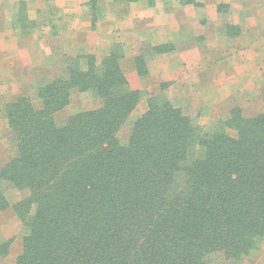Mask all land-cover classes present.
I'll return each mask as SVG.
<instances>
[{
	"label": "trees",
	"instance_id": "16d2710c",
	"mask_svg": "<svg viewBox=\"0 0 264 264\" xmlns=\"http://www.w3.org/2000/svg\"><path fill=\"white\" fill-rule=\"evenodd\" d=\"M102 1H89L94 16ZM124 59L120 45L101 61L80 54L37 88L40 108L27 95L4 105L14 151L0 166V211L11 209L28 230L16 264L248 263L264 243V113L246 118L237 107L204 131L156 95L122 141L143 99ZM134 61L147 75L145 57ZM74 90L102 105L59 123ZM7 187L24 197L10 204ZM10 246L0 245L1 258Z\"/></svg>",
	"mask_w": 264,
	"mask_h": 264
},
{
	"label": "crops",
	"instance_id": "0c3cea01",
	"mask_svg": "<svg viewBox=\"0 0 264 264\" xmlns=\"http://www.w3.org/2000/svg\"><path fill=\"white\" fill-rule=\"evenodd\" d=\"M21 1L28 3L25 30L17 26V13ZM198 1L202 3L204 0ZM88 2L89 0H55L53 2L48 0H0L1 73H13L15 64L19 63L18 57L24 59L22 60L24 67H29L31 62L27 61L26 56L37 57V50L40 51L42 57L45 56L43 53L45 51L53 57L59 55L55 52L57 49L55 46L60 48L63 35L67 31L80 35L81 50L89 54H96L99 49H104L106 52L104 54H108L115 43H121L124 46L126 57L134 58L140 55L146 42L154 46L172 43L176 47L174 53L159 55L148 63L149 77L153 79L156 77L157 81L172 84L170 90L182 89V92L179 91L182 94L179 95L184 97L193 94L189 91L190 88H198L201 92L195 98L196 101L201 105H207L208 95L204 94V90L224 89L228 81V78L227 80L223 78V74L229 72L226 64L220 61L221 57H219L215 62L218 65L214 66L213 55L223 56V53L228 51L229 42L238 44V41H241L242 54L237 55L239 57L236 61L238 66L233 67L232 71L244 73L253 70L256 58L260 56L258 53L261 49L260 41L264 40V30L262 32L259 29L261 24H252L253 27H248L245 35L242 33L237 37L229 38L226 33L222 35L225 25L216 24L218 20L213 16L216 15L214 11L216 6L214 10H211L209 6L197 10L193 5L181 6L175 0L174 2L156 0L155 7H150L144 1L121 4L118 7L110 1L109 5L114 6L104 13L103 22L94 26ZM55 12L60 15L56 18L57 20L54 18ZM63 18V23L67 26L65 29L61 28V24L58 26ZM74 20H77V23L72 27ZM235 25H240V23L235 22ZM213 36L225 38L218 40L217 49L213 46ZM3 58L9 60L12 65H8ZM251 72L253 73L254 70ZM198 73H205L208 76V85L195 86L189 83V81H197ZM126 74L133 90L144 88L143 81H140L134 67ZM217 74L220 76H216ZM212 78L214 81H210ZM12 80L11 77L8 81ZM6 86L5 83L0 82V95L3 94L2 88H8ZM216 97L220 101L226 98L217 95ZM5 127L8 128L7 124Z\"/></svg>",
	"mask_w": 264,
	"mask_h": 264
},
{
	"label": "rangeland",
	"instance_id": "374dc122",
	"mask_svg": "<svg viewBox=\"0 0 264 264\" xmlns=\"http://www.w3.org/2000/svg\"><path fill=\"white\" fill-rule=\"evenodd\" d=\"M48 1L53 2L55 0ZM110 1H112V3L118 7H120L121 4L138 3L103 0L99 5L97 16H94L92 8L89 6L88 2V7L92 15L93 23L94 20H96L94 26L97 23L103 22L102 19L104 17V13L111 9V6H114L112 4L109 5ZM142 1L146 2L150 7H155L156 5V0L155 5L153 6H151L147 0ZM165 1L168 2L171 0ZM175 1L178 2L181 6H186L183 5L180 0ZM172 2H174V0H172ZM196 2L199 6H193L196 7L197 10H199L200 8H204L205 6H209L211 10H214L216 6V9L214 10L216 12V15H213L214 18L218 20L216 24L220 23L219 25L221 26L225 25L223 26L224 30L222 31V35L227 34L229 38L237 37L242 33H244L245 35L247 28L253 27L252 24L255 23L258 25L261 24L259 29H261L262 32L264 30V0H204L202 3L196 0ZM27 9L28 3L25 1H21L19 3V9L17 13V26L21 30L26 29L25 14L27 12ZM59 16V13L55 12L54 18L56 19ZM206 17L208 18L207 15ZM63 20L64 18L62 19L61 23H58V26L61 24V28L65 29L67 28V26L63 23ZM235 22L240 23V25H235ZM76 23L77 20H74V24H72V27H74ZM70 28L71 26L69 25V30ZM214 30L215 29H213V31ZM77 36L78 38H76ZM213 38V46L214 48L216 47L215 49H217L216 45L218 44V40L225 39L218 36H213ZM229 43L230 45H228V51H226V53H223V56H218V54H215L212 57L214 66L218 65L215 64V62L219 57H221L220 61L226 64V69H228L229 72L225 75L223 74V78L226 80L228 78V81H226L227 86L224 89H205L204 94H206V96L208 95L207 105H201L198 103V101H196L195 98H197V96H199L201 92V90L198 88H190L189 91L193 94L189 97H184L179 95L182 94L179 93V91H183L182 89L170 90L172 84L165 83L160 80L157 81L156 77L154 79L152 77H149L148 63L154 60L155 57L159 56L157 54L155 55V52L151 47L159 45L154 46L153 44L148 42L144 43L141 53L138 56L143 55L145 57L146 69L148 73L145 76H140L137 72L134 61V59L138 56L134 58L130 56L126 57L124 46L121 43H115L112 48H114L116 45L122 46V50L125 55V59L122 61L123 70L125 72H128L134 67L138 77L141 79L140 81H143L144 86L142 90H138L143 92V99L141 100L137 109L131 115L127 124L120 131V139L122 141L128 140L132 123L147 111L149 98L156 95H165L166 97H168V99H170L174 105L182 108L184 112L189 115L197 125L204 129V131L213 130L214 126L219 121L225 120L230 115V112L237 107L242 109L243 115L246 118H253L258 114L264 113V40L260 41L261 49L258 51L260 56L256 58L253 73L251 72L253 70H250V72L246 73L232 71L233 67L238 66L236 64L237 58H239L237 55L242 54L241 49L243 47V44L241 43V41H238V44L233 42ZM161 45L172 46V51L165 54H172L176 51V47L172 43ZM56 46L55 48L57 49L55 50V52L59 53V55L55 57H53L52 55H48L47 51L43 52L45 56L42 57L40 55V51L37 50V57H30L28 55L26 56L27 61L31 62V65L29 67H24L22 63V60L24 61V59L22 57V59L18 57L17 61L19 63L15 64L13 73H1L0 71V82L5 83L7 85L6 87H8L7 89L2 88L3 94L0 95V166H3L9 162L14 151L10 130L5 127L7 121L5 118L4 105L13 101L19 95H27L34 97L36 107L40 108L42 104L38 99L35 98V92L37 88L49 79L64 76L66 63L69 62V60H71L72 58L79 56L80 54H89L88 52H84L81 50L82 48L80 47V35H77L76 32L67 31L66 33H64L61 46L59 45L60 48ZM112 48L110 49V51L112 50ZM104 53H106L104 49H99L98 51H96V54L93 55H95L99 59V61H101L106 55L109 54ZM3 61H5L8 65H12L6 58H3ZM7 68H9V66ZM205 73H198L196 77L197 81H189V83L191 85L194 84L195 86H201V84L208 85L209 80L208 76L205 75ZM213 75L215 77L214 73ZM10 76L13 78L12 81H8L11 79ZM216 76L220 75L217 74ZM14 77H16V79H14ZM210 81H214V78H212V80ZM1 86H3V84H1ZM189 91H187V93ZM216 95L226 98L220 101L218 97H216ZM101 105V100L95 98L90 93H80L79 91L74 90L72 93L71 104L66 109L59 112L56 115V119L59 123H64L72 115L97 109L101 107ZM5 194L8 198V201L12 205L19 202L24 197L23 192L8 187L5 190ZM27 234V228L11 209L4 212L0 211V245L8 240H11L9 254L5 258L0 257V264H16L18 257L22 254L23 241L24 237ZM214 264L229 263L224 262L221 257H216ZM246 264H264V243L262 244L260 250L255 252L250 257L248 263Z\"/></svg>",
	"mask_w": 264,
	"mask_h": 264
}]
</instances>
